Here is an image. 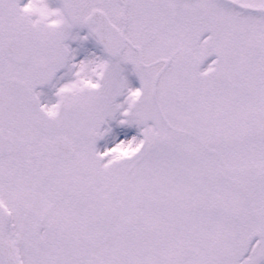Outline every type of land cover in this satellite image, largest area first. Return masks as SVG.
<instances>
[{
  "label": "snow or ice",
  "instance_id": "obj_1",
  "mask_svg": "<svg viewBox=\"0 0 264 264\" xmlns=\"http://www.w3.org/2000/svg\"><path fill=\"white\" fill-rule=\"evenodd\" d=\"M0 264H264V0H0Z\"/></svg>",
  "mask_w": 264,
  "mask_h": 264
}]
</instances>
